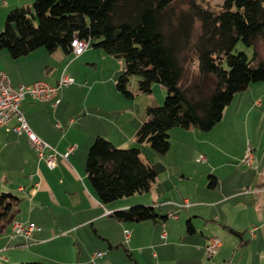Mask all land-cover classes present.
Segmentation results:
<instances>
[{
  "label": "crops",
  "instance_id": "0c3cea01",
  "mask_svg": "<svg viewBox=\"0 0 264 264\" xmlns=\"http://www.w3.org/2000/svg\"><path fill=\"white\" fill-rule=\"evenodd\" d=\"M33 1L0 0V28L12 9L31 6ZM50 57L58 62L40 65V59ZM111 57L115 58L91 45L80 56L61 50L46 53L40 48L14 59L8 50H0V70L14 86L36 82L57 85L63 76L73 80L59 88L60 103L55 108L52 101L26 98L21 109L31 130L58 152L65 154L75 146L51 169L30 147L26 134L0 127V195L20 197L15 221L37 226L27 238L11 237L12 225L0 235V254L5 257L0 264H92L93 254L102 249L110 252L106 260L96 258L97 264H121L114 258L120 247L126 248L129 264H221L229 259L239 264H264V150L253 146L248 134L241 138L235 133L238 127L246 131L248 124L255 122L250 114L257 108L264 113V81L250 84L225 108L219 123L226 121L230 128L220 136V143L225 140L222 147H210L212 140L207 137L217 124L203 133L196 129L178 132L182 140L177 142L188 146L181 150L187 161L179 157L165 160L172 143L166 155L153 150L157 155L153 162L142 159L158 173L150 191L103 204L88 182L86 167L82 177L76 166L83 170L89 149L99 136L120 148L131 145L147 108L139 111L127 99V103L122 101L124 107L118 108L114 97L119 96L117 71L105 65ZM231 106L246 111V116L237 117L232 111L228 117ZM175 130H170L171 137ZM193 140H200L205 154L196 156L199 149L189 148ZM248 148H252V159L246 163ZM192 161L208 165L195 168ZM135 204L154 206L165 219L121 222L112 216L114 211ZM170 212L177 213V218L169 217ZM213 237L220 238L222 246L209 258L205 248Z\"/></svg>",
  "mask_w": 264,
  "mask_h": 264
},
{
  "label": "trees",
  "instance_id": "16d2710c",
  "mask_svg": "<svg viewBox=\"0 0 264 264\" xmlns=\"http://www.w3.org/2000/svg\"><path fill=\"white\" fill-rule=\"evenodd\" d=\"M176 1L35 0L9 12L0 32V49L14 59L40 48L72 54V40L78 37L123 61L117 87L128 98L133 96L128 89L131 76L140 78V93L161 84L167 90L165 102L146 108L137 140L163 156L171 147L170 130L210 131L237 94L264 81V60L257 51L251 57L233 53L239 42L249 47L264 42V0H223L216 9L189 0V8L177 16ZM195 22L200 23V33L194 42ZM192 48L195 77L186 67L190 54L185 52ZM86 173L103 204L149 192L158 176L154 166L142 160L139 146L120 148L101 136L89 149ZM21 201L12 194L0 195V235L16 220ZM112 216L121 222L165 219L149 205L116 210Z\"/></svg>",
  "mask_w": 264,
  "mask_h": 264
},
{
  "label": "rangeland",
  "instance_id": "374dc122",
  "mask_svg": "<svg viewBox=\"0 0 264 264\" xmlns=\"http://www.w3.org/2000/svg\"><path fill=\"white\" fill-rule=\"evenodd\" d=\"M35 1V0H34ZM33 1V2H34ZM31 2V4L33 3ZM197 2L204 8H210V9H216L220 4L223 3V0H197ZM173 7L175 8V12H176V16L179 15L181 12L187 10L189 8V0H177L174 4ZM177 20V19H175ZM3 29V25H1L0 28V32ZM200 33V23L199 22H195V29H194V33L192 34V38L193 41L195 42L197 40V35H199ZM43 51H45L46 53H48V51L46 50V48H42ZM1 50V49H0ZM91 50H93L91 48ZM193 48L190 49L189 52H185L189 53V58L186 61V67L188 69L187 74L191 77H195L196 76V72H197V62H196V56L193 53ZM257 51L259 54V57L264 60V42H258L256 44V46H246L244 43L239 42L236 46V48L234 49L233 53L234 54H239L240 52H245L246 54H248L250 57L253 56L254 52ZM103 53V52H102ZM112 60H109L106 62V66H109L110 71H112V68L114 67L115 70L117 71V75H116V89L118 90L117 87V81L119 79V77L121 76V74L123 73L124 70V65H123V61L119 58H113L111 57ZM57 63L58 60L54 57V58H48L47 59H40V65L43 66L44 63H46L47 65H52V63ZM39 65V66H40ZM92 67V66H91ZM90 67V68H91ZM92 69V68H91ZM40 70V69H39ZM40 78H44V77H40ZM139 77L138 76H131L130 80H129V84H128V89L129 91L132 92L133 96L131 98H128L122 91L118 90V94L119 96H114L116 98V104L118 106V108H123L124 104H122V101L125 102V99H127L128 101H130V104L133 105V107H135L137 110H141L142 112H144L145 107L149 106H153V107H159L162 106L165 102V99L167 97V90L165 88H163L161 86V84H155L156 88L154 89V94L152 93V91L150 93H140L138 90V81H139ZM154 86V87H155ZM152 93V94H151ZM127 103V102H125ZM232 107V108H231ZM230 109L227 112V116L229 117L232 113V111H236L234 112L235 116L237 115V117L246 116V111H242V109H238L234 106H231ZM240 114V115H239ZM145 115V114H144ZM251 118H256L255 122L253 123H249L248 124V129L245 131L243 130V126L238 127L237 131L235 132L239 137L244 138L246 136V134L249 135V139L253 140L251 141V143L253 144V146H256V148H260L264 150V113L262 112V109L257 108L256 111H254L253 113L250 114ZM227 127H229L228 124H226L225 122L222 123H218L216 125L215 128H213V130H211V134H209V137L212 142L211 144H209L210 147L216 146L218 148L222 147L223 145L221 143L225 142V140H221L220 143V136L225 135V132L227 130ZM230 128V127H229ZM176 132H173V136L171 137L170 135V141L172 143V149L170 151V153L165 156L168 158H165V160L169 159H173V158H181L184 161L188 160V156H184V153L181 152V150L183 149V147H188L187 144H180L177 140H182V138L180 136H178V132L179 133H183V130L181 128H175ZM198 130V129H196ZM171 132V131H170ZM169 132V134H170ZM199 133H203L201 132V130H198ZM172 133V132H171ZM115 136V134L113 135ZM200 140L195 141L193 140V143H189V148L195 147L199 149V152H196V156L202 154H205L203 152L204 149H206L204 147V145H202V143H199ZM248 138L245 141L246 146H248ZM94 143V142H93ZM134 144V145H133ZM256 144V145H255ZM141 148L142 150V159L144 161H150L153 162L152 160H154L155 157H157L156 153L153 151V149L151 148L150 144L146 143V144H140L137 140V136L135 138V141L131 144V145H127L123 148H134V147H138ZM253 148L252 145H249ZM208 147V148H210ZM241 148V147H240ZM202 150V151H200ZM199 157V156H198ZM163 159V157L161 158ZM193 167H205V165H208L207 163H196L195 161H192ZM85 166H83V170H80V167L76 166V170L78 172L79 175H81L82 177L85 175ZM163 179V178H162ZM87 181V180H86ZM137 205H144V204H135L132 206H137ZM113 250V249H112ZM97 252H103L105 253V255L103 256V258L106 260V255L108 252H110L109 250H105L102 249V251H97ZM204 255H205V251H204ZM206 257V256H205ZM102 258V259H103ZM114 258L119 260V263L121 264H129L130 263V258H129V254L126 251L125 247H120V250L116 253H114ZM101 259V260H102ZM100 264V263H99Z\"/></svg>",
  "mask_w": 264,
  "mask_h": 264
},
{
  "label": "built area",
  "instance_id": "2783aa9c",
  "mask_svg": "<svg viewBox=\"0 0 264 264\" xmlns=\"http://www.w3.org/2000/svg\"><path fill=\"white\" fill-rule=\"evenodd\" d=\"M89 43L86 40L74 37L72 40L73 53L80 56L88 48ZM73 80L69 77L63 76L57 85H51L46 82H36L31 85L14 86L9 76L0 70V127L5 128L7 131H14L17 134H26L30 147L37 153L38 157L43 160L46 165L54 169L60 158L65 159L71 153L75 146L68 149L67 153L62 154L54 149L50 144L41 139L35 132H33L26 120L21 104L26 98L41 103L52 101V106L55 108L59 103L58 97L59 88L70 85ZM252 148H248L245 162H251ZM199 160H204L200 157ZM169 217L176 219L177 213L170 212ZM11 237H29L37 226L33 223L28 225L19 221L12 223ZM126 238L130 236L129 231L125 232ZM164 231L163 236H166ZM222 246V240L218 237L210 238L206 246V256L212 258ZM105 255L103 252H95L93 254L92 264H97L95 259L101 258ZM0 259L5 260V257L0 254ZM221 264H239L238 262L229 259Z\"/></svg>",
  "mask_w": 264,
  "mask_h": 264
}]
</instances>
